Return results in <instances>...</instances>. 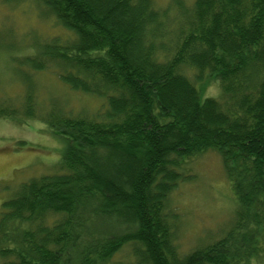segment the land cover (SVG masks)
<instances>
[{
  "label": "trees",
  "instance_id": "trees-1",
  "mask_svg": "<svg viewBox=\"0 0 264 264\" xmlns=\"http://www.w3.org/2000/svg\"><path fill=\"white\" fill-rule=\"evenodd\" d=\"M40 2L67 33L22 58L28 87L19 99L0 98V119L41 118L65 150L59 172L22 183L2 204L0 264L258 261L264 254V0L192 6L173 0L165 10L154 0ZM185 69L198 82L217 80L221 99H202ZM45 71L106 105L90 116L51 104L40 116L29 74ZM209 152L221 156L232 187L233 224L220 239L182 255L170 194ZM126 247V259L114 262Z\"/></svg>",
  "mask_w": 264,
  "mask_h": 264
},
{
  "label": "rangeland",
  "instance_id": "rangeland-1",
  "mask_svg": "<svg viewBox=\"0 0 264 264\" xmlns=\"http://www.w3.org/2000/svg\"><path fill=\"white\" fill-rule=\"evenodd\" d=\"M172 1L154 0V4L165 10ZM194 1L185 0L191 6ZM48 13L40 0H12L9 3L0 0V98L23 97L28 83L22 81L27 72L20 65L22 58L34 52V45L67 33ZM184 72L194 80L202 99H221L217 80L210 78L198 82L194 71L185 69ZM29 76L40 116L51 104L60 103L67 113L90 116L106 105L103 97L71 90L58 74L45 71L31 72ZM20 142L25 144L20 145ZM64 150L65 142L54 136L41 118L26 119L25 122L0 119V212L2 204L22 183L59 172ZM188 174L192 176L189 182H181L169 198L172 209L180 215L175 243L182 255L226 234L233 224L236 209V199L219 154L209 152L198 157L190 165ZM129 251L123 249L113 261L126 259ZM254 264H264V254Z\"/></svg>",
  "mask_w": 264,
  "mask_h": 264
},
{
  "label": "bare ground",
  "instance_id": "bare-ground-1",
  "mask_svg": "<svg viewBox=\"0 0 264 264\" xmlns=\"http://www.w3.org/2000/svg\"><path fill=\"white\" fill-rule=\"evenodd\" d=\"M192 71H193V70H192ZM194 72H195V71H194ZM59 105L62 107V105H61L60 103L58 104V106H59ZM124 250L129 251L130 249H129V248H125Z\"/></svg>",
  "mask_w": 264,
  "mask_h": 264
}]
</instances>
